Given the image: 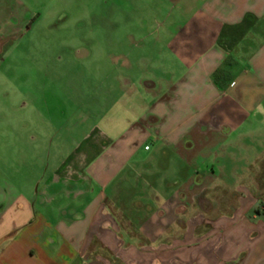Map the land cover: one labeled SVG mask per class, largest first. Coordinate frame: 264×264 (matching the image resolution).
<instances>
[{
    "label": "crops",
    "instance_id": "crops-1",
    "mask_svg": "<svg viewBox=\"0 0 264 264\" xmlns=\"http://www.w3.org/2000/svg\"><path fill=\"white\" fill-rule=\"evenodd\" d=\"M103 5L125 41L157 43L159 76L122 83L136 126L114 141L96 128L1 207L0 264H264V0ZM155 159L179 167L171 189L133 199L159 185L141 175Z\"/></svg>",
    "mask_w": 264,
    "mask_h": 264
},
{
    "label": "rangeland",
    "instance_id": "rangeland-1",
    "mask_svg": "<svg viewBox=\"0 0 264 264\" xmlns=\"http://www.w3.org/2000/svg\"><path fill=\"white\" fill-rule=\"evenodd\" d=\"M108 12L103 0H0V210L11 196L37 194L51 168L96 128L114 141L137 125L122 116L120 103L137 100L122 83L159 76L157 43L125 41ZM150 61L157 63L146 66ZM140 151L147 161L157 150ZM150 164L142 180L155 177L159 185L136 188L133 199L171 189L161 184L178 167L174 159Z\"/></svg>",
    "mask_w": 264,
    "mask_h": 264
},
{
    "label": "built area",
    "instance_id": "built-area-1",
    "mask_svg": "<svg viewBox=\"0 0 264 264\" xmlns=\"http://www.w3.org/2000/svg\"><path fill=\"white\" fill-rule=\"evenodd\" d=\"M145 150H149V147H145Z\"/></svg>",
    "mask_w": 264,
    "mask_h": 264
}]
</instances>
